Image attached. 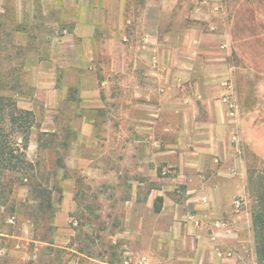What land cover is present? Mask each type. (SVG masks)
<instances>
[{"label":"rangeland","instance_id":"rangeland-1","mask_svg":"<svg viewBox=\"0 0 264 264\" xmlns=\"http://www.w3.org/2000/svg\"><path fill=\"white\" fill-rule=\"evenodd\" d=\"M129 1L136 23L125 29L129 41L120 44L119 36L110 50L101 40L108 31L87 43L70 36L74 0H0V96L34 116L25 145L9 136L26 168L0 161V264H257L251 221L264 175V77L236 75L242 101L247 92L263 107V124L251 125L243 111L237 163L194 155L180 164L172 149L182 136L181 112L163 103L202 89L196 75L205 69L213 104L228 68L249 65L247 52L258 53L262 65L254 70L264 73V0ZM147 2L156 4L147 17L159 43L155 60L198 69L181 84L161 81L157 72L165 73L150 69L147 55L134 60ZM193 46L204 59L195 60ZM91 79L99 87L88 83L86 97L92 85L101 99L94 110L81 106L79 93ZM194 100L197 117H208ZM2 127L9 129L6 115ZM216 184L221 199L202 189ZM158 190L187 219L170 221Z\"/></svg>","mask_w":264,"mask_h":264},{"label":"crops","instance_id":"crops-1","mask_svg":"<svg viewBox=\"0 0 264 264\" xmlns=\"http://www.w3.org/2000/svg\"><path fill=\"white\" fill-rule=\"evenodd\" d=\"M50 1L54 2V4L56 3V0ZM74 3L77 5V19L75 20L70 36L76 41L77 39L82 38L83 41H86L85 43L93 42V40L104 31H108L109 34H104L103 37H101V40L106 42L110 50L112 49V42L117 40L119 36L120 44H125V42L129 41V38L125 33V29L130 26V23H132L131 25L133 26L137 19L135 15L136 11H133V5L131 4V1L74 0ZM144 5L145 6H143L140 11V23L137 20L136 25L137 28L141 29V32H139L140 37L136 43V48L138 49L137 51L140 50V53L135 52L134 60H138L141 57L147 55V59L145 61L146 64L149 65L150 69H153L156 66L158 70L165 73L163 74L157 72L161 81H166L168 83L170 80H175L178 82V84H181L185 79L191 78L194 71L198 73V69H194L191 67V65H187V61L184 64L182 60H180L178 62L170 63V65L163 64L161 66L159 62L155 60L157 58L158 41L157 35L155 34V27L150 26L148 18L149 14L154 9L152 8V5L156 4L147 2ZM157 5V7L161 6L160 4ZM165 7H163V9H165ZM130 14H132V16H130ZM139 25H141V27H139ZM124 39H126V41H124ZM164 39H167V37ZM234 40L236 41L235 37ZM116 44L119 45L118 42H116ZM166 45L168 46V44L163 43V46ZM122 53L123 51L120 54L122 55ZM191 53L193 54V57L196 61L204 59V55L199 51V48L197 49L196 46L191 48ZM122 59L124 60V54L121 57V60ZM214 59L216 58H212L211 61ZM243 61L249 63V65H246L245 67L238 66L237 68H239V71L232 70L235 69L236 66H230L228 68V78L224 82V84L227 86H224V88L221 89L220 93H218V98L214 99L213 104L210 103V99L206 93L207 90L205 89L206 81L210 77V74L205 69L196 75V77L203 80L202 89L194 93L185 94V99L182 101H170L163 103V105L167 103L169 107L175 105V110L181 112L180 117L182 129L179 132L180 134L182 133V136L178 138V143L174 146L175 149H172L176 155V159L180 160V164H182L181 162L183 158H195V156L202 159L217 158L230 161L234 160L235 163H237V158H241L240 156H243L245 148L241 140L243 139V135L245 133V127L242 121L243 111H247L244 115L245 118H248L247 121L251 120V125L263 124L259 118L261 111H263V107L260 104L255 103L247 92H245L243 97L244 101H242V97L239 93V84L237 83L238 77L236 76L242 71L244 79H252V76L255 73H258L264 77V73L262 74L254 70L257 66L262 65V60L258 53L247 52L245 56H243ZM176 64L179 69H175L174 65ZM164 75L165 78H163ZM89 77H92V74H89ZM88 80L81 84V88L79 90L81 96L80 103L84 109L94 110L101 107L100 93L98 89H93L94 86L91 85V89L89 91L90 97H86V90H88L86 85L91 83L97 87L99 86L97 84V80H95L96 84H94L92 79L91 81ZM167 88L168 86H166V84H159V88L157 89L159 93H161L165 92ZM227 95L232 96V99L236 105V111L233 117L229 115V108L224 101V98ZM195 98L200 99V101L204 104L208 117H197L198 110L195 105ZM163 105L162 109H164ZM185 145H191L194 148V151L187 152ZM249 148L251 149V147ZM187 150H190V148L187 147ZM162 153L165 155L164 153L166 152ZM218 173L222 174V171L220 170ZM195 188L188 189V192L196 191ZM202 189L205 192L213 193L216 198L221 199L220 193L222 188L220 185L216 184L212 186H203ZM158 192L159 195H162V200L164 199L161 210H164V214H167V217L170 221L174 217L173 222L177 223L178 221H176V217L180 216L182 219H187L188 216L185 214L180 215V204H177L176 202L169 199L162 190H158ZM189 200L198 201L196 197H192ZM199 202L200 203H197L196 206H205L202 201ZM220 206L222 207V204ZM216 212L218 211L216 210ZM192 234L196 237L201 236L197 231L194 230L192 231Z\"/></svg>","mask_w":264,"mask_h":264},{"label":"trees","instance_id":"trees-1","mask_svg":"<svg viewBox=\"0 0 264 264\" xmlns=\"http://www.w3.org/2000/svg\"><path fill=\"white\" fill-rule=\"evenodd\" d=\"M5 115L9 129L0 128V161L11 170L26 168L28 162L21 152H14L16 148L11 146L9 136L21 137L25 145L33 127L34 116L29 110L19 109L8 96H0V119ZM24 170L27 171V169ZM255 199L251 221L254 231L255 255L257 264H264V175L256 189Z\"/></svg>","mask_w":264,"mask_h":264},{"label":"built area","instance_id":"built-area-1","mask_svg":"<svg viewBox=\"0 0 264 264\" xmlns=\"http://www.w3.org/2000/svg\"><path fill=\"white\" fill-rule=\"evenodd\" d=\"M124 41H126V39H124ZM224 101L226 102V104H227V106H228V108H229V110H228L229 115L233 117L234 114H235V111H236V105H235L234 100L232 99V96L227 95V96L224 98ZM139 263L142 264V263H145V262L142 261V260H139Z\"/></svg>","mask_w":264,"mask_h":264}]
</instances>
